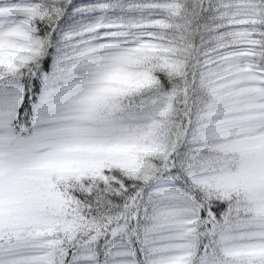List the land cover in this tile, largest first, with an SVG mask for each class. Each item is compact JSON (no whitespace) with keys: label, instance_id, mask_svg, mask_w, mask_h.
Masks as SVG:
<instances>
[{"label":"snow or ice","instance_id":"obj_1","mask_svg":"<svg viewBox=\"0 0 264 264\" xmlns=\"http://www.w3.org/2000/svg\"><path fill=\"white\" fill-rule=\"evenodd\" d=\"M0 264H264V0H0Z\"/></svg>","mask_w":264,"mask_h":264}]
</instances>
